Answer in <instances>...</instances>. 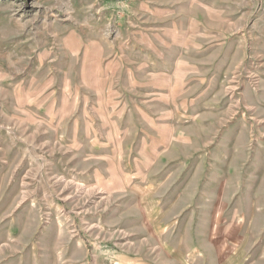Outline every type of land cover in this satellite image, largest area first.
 <instances>
[{
  "label": "rangeland",
  "instance_id": "374dc122",
  "mask_svg": "<svg viewBox=\"0 0 264 264\" xmlns=\"http://www.w3.org/2000/svg\"><path fill=\"white\" fill-rule=\"evenodd\" d=\"M0 264H264V0H0Z\"/></svg>",
  "mask_w": 264,
  "mask_h": 264
}]
</instances>
